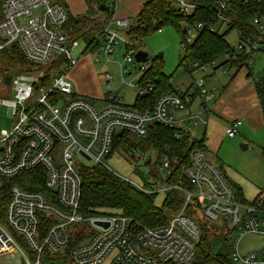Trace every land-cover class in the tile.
<instances>
[{
  "label": "built area",
  "instance_id": "obj_1",
  "mask_svg": "<svg viewBox=\"0 0 264 264\" xmlns=\"http://www.w3.org/2000/svg\"><path fill=\"white\" fill-rule=\"evenodd\" d=\"M225 2L219 1L220 8L225 7ZM195 7V3L187 0H174L172 11L190 15ZM0 15V52L16 46L27 67L50 66L62 55L65 62L60 68L69 71L82 58L81 53L72 56L80 41L71 40L63 30L68 18L63 3L0 0ZM215 15L223 24L230 23L219 15L218 9ZM113 21L114 27L106 25L102 31L95 60L99 61L100 55L107 60L118 41H122V60L137 64L134 45L141 38L131 40L126 35L131 26L128 19ZM254 23L258 35L240 37L238 44L220 59L208 65L185 64L189 69L210 68L221 72L227 71L233 61L248 66L253 54L264 53V13L256 14ZM204 26L202 22L188 24L181 48L185 49ZM208 30L216 31L215 27ZM85 52L84 45L82 53ZM147 67L148 61L138 63L136 84H127L134 89L135 97L144 96L154 88L153 83H138ZM24 71L15 69L9 75L8 90L12 91V98L0 99V106L7 107L8 116L16 118L11 127L0 128V178L39 169L44 174L46 190L29 191L16 183L9 186L0 218V264H17L18 260L19 264H64L67 260L69 264H196L195 249L200 233L215 226L231 231L230 264H264V247L245 254L239 252V241L245 234L264 235V188L255 202L240 201L225 172L201 148L190 151L188 164L181 166L180 177L175 180L171 178L175 175L176 162L164 152L156 153L154 160L159 163L153 169L155 176L150 179L149 175L148 186L116 174L148 194L166 195L173 190L180 194V207L167 216L163 225L150 228L118 212L94 215L80 210V169L89 165L110 169L106 160L116 133L144 138L149 127L157 124L177 128L174 132L177 139L188 136L191 140L183 124H207L206 118L198 114L180 119L175 116V112L187 110L195 97L200 104L215 97L202 78L163 93L151 108L139 111L115 92L108 91L94 101L77 96L66 73L51 76L47 83H42V71L35 75ZM131 71V67L122 69L119 63L122 80ZM102 72L108 86L113 77L105 69ZM37 81L42 85L39 97L26 108L23 103L30 98L32 83ZM202 108L209 113L206 106ZM241 124L240 119H233L225 129L226 134L234 136ZM144 155L137 159L144 160ZM148 160L151 164V157ZM98 221L107 225H99Z\"/></svg>",
  "mask_w": 264,
  "mask_h": 264
},
{
  "label": "trees",
  "instance_id": "obj_2",
  "mask_svg": "<svg viewBox=\"0 0 264 264\" xmlns=\"http://www.w3.org/2000/svg\"><path fill=\"white\" fill-rule=\"evenodd\" d=\"M64 4L63 0H57ZM221 0H187L195 3L196 7L191 15L174 14L172 11L174 0H147L143 3L140 12L137 15L135 23L126 31V35L131 39L143 38L156 30L171 25L179 36L180 44L185 42V27L181 23L193 24L195 22H205L206 26L199 29L195 38L186 45L183 50V56L178 61V66L183 67L191 73L194 69H189L185 63L197 62L199 66L208 65L214 59L231 51V46L225 39V32L219 33L223 24L215 15L217 9L219 15L230 20L226 24L227 28H235L238 32V38L243 36L258 35L255 27L254 17L256 14L264 13V1L262 0H225V7L220 8ZM87 11L79 16H72L68 11L67 21L63 25V30L69 35L71 40L78 39L85 45L86 52H92L97 49V36L102 34L104 27L111 15L112 5L110 0H85ZM105 4L107 10H100L99 5ZM65 5V4H64ZM66 7V6H65ZM1 16V15H0ZM154 21H157L155 24ZM208 27H215L216 31L208 30ZM65 62L62 55H58L50 67H37L36 70H45L41 79L42 83H47L51 76H58L66 73V70L60 67ZM26 60L16 46H10L0 52V76L4 78L13 73L17 68L25 66ZM239 67L235 61L229 63V67ZM56 67V68H54ZM55 69V70H54ZM170 76L163 73V60L160 55L152 57L148 67L143 72L138 83L146 85L153 83L154 88L144 96H136L131 107L143 111L152 107L155 100L165 92L173 91L170 85ZM259 104L262 111L264 126V76L257 84ZM177 128L164 127L161 125H151L146 136L143 138L146 147L152 148L157 155L167 153L172 161L176 162V168L171 179L180 177L181 166L189 162V154L193 148L205 150V139L195 140L184 137L177 139L174 132ZM127 133H116L113 137L109 155L117 148L121 147L127 140ZM168 148V150H166ZM260 153L264 159V143L260 147ZM225 172L224 167L218 164ZM154 177V173L152 172ZM81 177V195L80 210L88 214H104L108 212H118L137 221L141 226L150 228L161 226L165 223L167 216L176 211L182 202L181 196L175 190L166 193L161 206L154 203L155 193H145L128 181L122 179L112 170L100 166L89 165L82 166L80 169ZM178 179V178H177ZM230 185L237 198L242 202H247L239 187ZM0 218L4 210V205L8 197L9 186L13 183L29 191L46 190L44 186V174L39 169L22 171L14 177L0 178ZM148 186V183H145ZM216 234L213 227L202 229L199 241L195 249L194 262L196 264H230V252L227 246L225 253L212 252L210 238ZM64 264H69L68 260ZM170 264V263H164Z\"/></svg>",
  "mask_w": 264,
  "mask_h": 264
},
{
  "label": "rangeland",
  "instance_id": "obj_3",
  "mask_svg": "<svg viewBox=\"0 0 264 264\" xmlns=\"http://www.w3.org/2000/svg\"><path fill=\"white\" fill-rule=\"evenodd\" d=\"M134 23L135 20L131 22V25ZM203 23L206 26V21H203ZM181 25L183 28L184 25L188 24L181 23ZM226 28V24H222L219 33L226 31V41L231 47L236 46L239 41L237 30L235 28ZM178 37L177 32L171 25H165L155 32L141 38L140 41L134 45L135 51L141 50L148 54V63L152 57L160 53L162 54L160 57H162L163 60L164 73L170 75V85L174 88L188 83L191 77L197 80V75L203 73L201 70L195 69L190 75L188 71L177 65L178 61L183 56V50ZM101 39L102 37L99 34L97 40L100 41ZM83 48L84 43L80 42L79 46L72 52V56L76 57L81 53L82 58L74 67L66 71V78L71 81L73 92L79 97L90 98L92 101H94L95 98L104 96L108 91L115 92L122 96L126 104L131 105L135 96V91L133 88L127 86V84L129 82L136 84L139 69L138 64L133 65L132 62H124L122 60V54L124 52L123 42L118 41L115 45L113 54H111L107 60L100 55L101 59L96 61L95 56L97 55V50L82 53ZM254 58L255 67L251 68L253 65H250L249 69L254 72L255 80L257 81L264 76V53L256 52ZM119 63L122 69H124V67H131L132 70L131 74L123 75V80L119 76ZM48 67L50 66H45V68ZM36 68L37 67L30 68L25 65L17 69L25 70L24 73L31 75H35L39 71L43 73L45 71L42 69L34 71ZM103 68L113 77V79L109 81L108 86H106V80L104 78L105 73L102 72ZM231 73L232 70L226 73V76ZM8 85L2 81V77L0 76L1 100L12 98L13 93L11 90H8ZM41 86L40 81L32 83L31 96L28 100L24 101V107L30 108L35 103L39 97ZM205 86L207 87L206 83ZM216 92H214L215 95ZM216 116L214 117L216 121L223 124L226 128L232 121V119L227 121V119L223 118V116L218 113H216ZM15 120L16 118L8 116L7 107L1 105L0 128L11 127ZM242 123L244 127L240 126L237 129V133L232 137L226 134V128L218 127L216 140L217 144L221 145L220 150L216 152L217 148H215V145L217 144L209 145L208 143L209 148L205 149L204 153L208 159L224 167L232 184L241 189L245 200L251 204L255 202L264 188V159L260 153V147L264 143V126L262 123L251 125L245 124L244 122ZM201 126L202 124L198 123L197 126L190 127L193 137L197 140L201 139V132L203 129ZM242 144L246 145L244 149L241 146ZM142 153H145L144 160H138L137 157ZM148 157L152 159L151 164L146 163ZM155 157L156 151L146 147L143 138L129 134L126 142L109 155L106 164L116 174L127 177L138 184L143 182L150 183L149 175L151 179L152 172H154L153 169L154 167H158L159 163V161L157 163L155 162ZM152 165L153 167L151 168ZM164 197L165 195L162 193L155 195L154 203L157 206H161ZM213 228L216 234L210 238L212 252L225 253L227 251V246L230 247L231 231L228 230L226 232L223 228H218L216 226ZM262 247H264V235L248 233L239 241V252L241 254L258 251ZM17 264H19V260ZM102 264H107V262ZM232 264H238V262H233Z\"/></svg>",
  "mask_w": 264,
  "mask_h": 264
},
{
  "label": "crops",
  "instance_id": "obj_4",
  "mask_svg": "<svg viewBox=\"0 0 264 264\" xmlns=\"http://www.w3.org/2000/svg\"><path fill=\"white\" fill-rule=\"evenodd\" d=\"M63 1L67 10L72 16H79L87 11V4L85 0ZM145 1L147 0H112L111 15L107 22V25H109L110 27H114L113 20L118 18H126L130 22L136 20L137 15L140 12L141 7ZM254 55L255 54L252 55L251 62L246 67L233 66L229 67L225 72L210 68L205 71L201 70L203 73H199L197 75V78H203V83L204 85L206 83L208 89H211L214 92L217 91L215 97L212 100L205 101L201 104L199 99L195 97L187 110L175 112V116L179 119L187 116L188 114H198L206 118L207 124L201 126L203 128L201 132V139H205V149H208L209 145L217 144L216 136L218 127L224 129L226 128L223 124L216 121V118H214L216 116V113L223 116V118L227 119V121H230V119H240L242 122L249 125L256 123L263 124L262 111L259 104L257 91V84L260 82L262 77L256 81L254 72L249 69L250 65H253L251 68L255 67ZM194 70L192 72H194ZM230 70H232V73L226 76V73H228ZM192 72L189 74L191 75ZM193 79L194 77H191L190 81L192 82ZM190 81L175 88L172 87V85L171 87L173 89H178L182 86H186L187 84L189 85L191 83ZM203 106H206L209 109V113L203 110ZM194 126L195 125L191 123L183 124L184 129L189 132L191 138L197 140L195 137H193V133L191 132L192 130L190 129V127ZM241 126L244 127L243 123L241 124ZM220 146L221 145L218 144L215 145V148H217L216 152L220 150Z\"/></svg>",
  "mask_w": 264,
  "mask_h": 264
},
{
  "label": "water",
  "instance_id": "obj_5",
  "mask_svg": "<svg viewBox=\"0 0 264 264\" xmlns=\"http://www.w3.org/2000/svg\"><path fill=\"white\" fill-rule=\"evenodd\" d=\"M99 9L100 10H107V6L105 4H100L99 5ZM159 55L161 56L162 54L160 53ZM148 59H149V56L144 51L138 50L134 54V60H135V63H137V64L138 63H141V62H146V61H148ZM9 81H10L9 76H7V77L4 78V83L6 85L9 84ZM241 146H242L243 149L246 147L245 144H242ZM148 162H149V160L146 163H148ZM96 223L99 224V225H103V226H106L107 225L106 222H100V221H98Z\"/></svg>",
  "mask_w": 264,
  "mask_h": 264
}]
</instances>
